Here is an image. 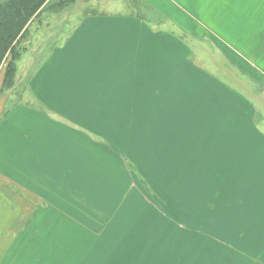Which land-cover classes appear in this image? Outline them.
Listing matches in <instances>:
<instances>
[{
    "label": "crops",
    "instance_id": "crops-1",
    "mask_svg": "<svg viewBox=\"0 0 264 264\" xmlns=\"http://www.w3.org/2000/svg\"><path fill=\"white\" fill-rule=\"evenodd\" d=\"M140 1L139 17L87 10L26 83L23 56L42 17L21 42L8 89L9 55L3 60L0 264H124L133 256L114 201L122 173L132 175L118 155L124 146L135 161L141 145L148 158L150 146L165 155L179 145L178 154L195 159L211 142L248 145L242 158L259 161L252 171L264 176V0ZM22 87L36 102L21 99ZM173 113L186 119L166 122ZM217 128L227 131L212 141L204 132Z\"/></svg>",
    "mask_w": 264,
    "mask_h": 264
},
{
    "label": "rangeland",
    "instance_id": "rangeland-1",
    "mask_svg": "<svg viewBox=\"0 0 264 264\" xmlns=\"http://www.w3.org/2000/svg\"><path fill=\"white\" fill-rule=\"evenodd\" d=\"M55 2L51 0V4ZM81 3L79 0L68 6L60 15L48 12L36 22L40 28L29 38V49L23 56L26 58L24 83L45 59L49 48L69 35L87 10H108L138 17L142 13L140 0H107L102 5L93 3L89 7ZM48 24L50 29L46 27ZM202 42L208 44L205 47L209 46L202 52L206 56L211 53V40L205 38ZM203 68L210 69V66L203 65ZM21 90V99L36 102L32 96H24L23 87ZM146 116L135 114L134 118L146 121ZM258 116L256 121L260 123L263 112ZM181 118L186 119L185 114L180 117L173 113L165 120L176 123ZM226 131L217 128L204 133L213 135V141ZM141 138L140 134L133 136L135 141ZM145 147L140 146V158L135 161L129 158L127 146L118 154L132 174L127 177L126 172L122 173L126 180L114 196L116 207L121 209L119 217L124 222L125 253L132 251L133 255L124 257V264H264V176H254L252 170L259 166L254 167V160L242 158L251 152L250 146H212L211 142L210 146L205 144V152L197 153V159L178 154L179 145H172L173 154L165 146V155L161 154L163 146H150L155 150H150L151 158H148L142 152ZM116 175L119 180V174ZM130 235L132 239L127 240Z\"/></svg>",
    "mask_w": 264,
    "mask_h": 264
},
{
    "label": "trees",
    "instance_id": "trees-1",
    "mask_svg": "<svg viewBox=\"0 0 264 264\" xmlns=\"http://www.w3.org/2000/svg\"><path fill=\"white\" fill-rule=\"evenodd\" d=\"M79 0H0V66L9 55L4 88L14 85L20 45L29 35L33 20L41 18L43 11L59 12Z\"/></svg>",
    "mask_w": 264,
    "mask_h": 264
}]
</instances>
